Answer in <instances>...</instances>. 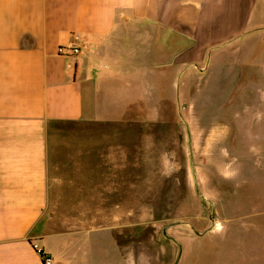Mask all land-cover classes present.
<instances>
[{"label": "crops", "instance_id": "1", "mask_svg": "<svg viewBox=\"0 0 264 264\" xmlns=\"http://www.w3.org/2000/svg\"><path fill=\"white\" fill-rule=\"evenodd\" d=\"M70 42L79 54L58 55ZM251 42L264 0H0V264H42L33 244L51 264H103L86 175L101 154L83 135L134 100L158 112L183 64Z\"/></svg>", "mask_w": 264, "mask_h": 264}, {"label": "rangeland", "instance_id": "2", "mask_svg": "<svg viewBox=\"0 0 264 264\" xmlns=\"http://www.w3.org/2000/svg\"><path fill=\"white\" fill-rule=\"evenodd\" d=\"M254 60L264 73L257 42L207 52L180 67L158 112L134 100L109 112L108 129L85 132L101 154L86 175L100 194L103 264H264V85L252 82Z\"/></svg>", "mask_w": 264, "mask_h": 264}, {"label": "built area", "instance_id": "3", "mask_svg": "<svg viewBox=\"0 0 264 264\" xmlns=\"http://www.w3.org/2000/svg\"><path fill=\"white\" fill-rule=\"evenodd\" d=\"M80 52V45L77 42H70L65 46H59L57 48V54L61 57H70L79 54ZM34 250L40 256L42 264H51L50 257L43 251L42 248L38 247L37 245H32Z\"/></svg>", "mask_w": 264, "mask_h": 264}]
</instances>
